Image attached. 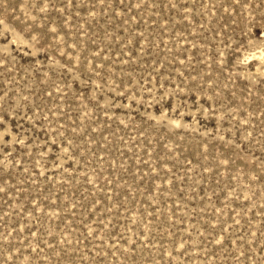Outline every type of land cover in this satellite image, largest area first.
<instances>
[{
  "label": "rangeland",
  "instance_id": "374dc122",
  "mask_svg": "<svg viewBox=\"0 0 264 264\" xmlns=\"http://www.w3.org/2000/svg\"><path fill=\"white\" fill-rule=\"evenodd\" d=\"M0 264H264V0H0Z\"/></svg>",
  "mask_w": 264,
  "mask_h": 264
}]
</instances>
